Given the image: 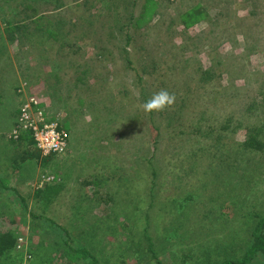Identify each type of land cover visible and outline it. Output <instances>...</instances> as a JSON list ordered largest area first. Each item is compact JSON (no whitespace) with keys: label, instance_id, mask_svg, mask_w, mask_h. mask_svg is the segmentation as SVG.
Returning a JSON list of instances; mask_svg holds the SVG:
<instances>
[{"label":"rangeland","instance_id":"obj_1","mask_svg":"<svg viewBox=\"0 0 264 264\" xmlns=\"http://www.w3.org/2000/svg\"><path fill=\"white\" fill-rule=\"evenodd\" d=\"M252 10L255 18L243 0H0V178L16 192L0 189V232L23 240L21 258L85 263L65 254L52 224L101 264L119 254L124 264H220L245 251L255 221L245 214L264 218V146L240 147L251 137L264 145V0ZM193 11L199 20L185 29L183 13ZM209 30L215 41L202 39ZM191 56L199 75L206 70L201 83L183 69ZM164 88L173 103L146 111L143 89L149 101ZM30 96L69 136L46 162L27 134L11 137ZM40 179L86 196L44 207L32 196Z\"/></svg>","mask_w":264,"mask_h":264},{"label":"trees","instance_id":"obj_2","mask_svg":"<svg viewBox=\"0 0 264 264\" xmlns=\"http://www.w3.org/2000/svg\"><path fill=\"white\" fill-rule=\"evenodd\" d=\"M243 1H244V9H247V13H248L249 17L255 18V17H253V16H255L254 15L255 13L252 12L253 11L252 7H254L255 4L260 3V0H243ZM19 6L23 8L22 14L24 15V18L27 19V21H28L30 16H28V14H25V13L28 12L27 9H28L29 6L25 5L23 2H21ZM260 7H261V5H260ZM96 9H97V6H96ZM201 10H203V9H200V11ZM190 11H192V10H190ZM190 11H188V12H190ZM188 12L183 13V16H186V17L181 22L184 25L185 29L193 27L199 20V16H197V11H193V13L186 14ZM121 15H122L121 13H119V14L114 13L115 18L117 19L116 21L119 22L120 19L124 18V17L120 18ZM213 20L214 19H210L207 23L212 22ZM203 27L205 28L206 26H203ZM14 28H15L14 30L16 31L15 32L16 34H19L22 31V27L20 25H15ZM219 28H220L221 31L224 29V28H221V27H219ZM207 35L210 36V37L209 38L203 37L202 39L203 40H210V38H211V41H215L216 40L215 38L217 37V35L215 33H212L210 30L207 33ZM10 39H13V37H11ZM179 52H180V54L182 53L181 51H179ZM179 57H180V59H182V57H184V56L179 55V56H176L175 58H172V59H173V61L176 62ZM223 59H225V58H223ZM195 61L197 63L200 62V61H198L196 59V57L191 56V58H188L187 62L183 66V69L185 70L186 68H188V71H190V73L187 74L188 79L197 80V81H199V83H201L200 81H203V79H204V78L202 79L201 77H203L205 75L206 70L204 71L203 74L199 75V70L200 69H198V66H197V68H194L195 64H196ZM163 62H166V61L164 60ZM177 62L180 63L179 61H177ZM207 75H208V73H207ZM140 85H143V84H140ZM162 87H164V85ZM163 91H166V89L164 88ZM188 91H190V90L186 88V92H188ZM168 93L172 95L170 90H169ZM176 95H177V92H176ZM146 97H147V95L145 94L144 89H143V92H141V94H140V98L144 99L143 100L144 104L146 102H148ZM40 107L42 108L43 106L41 105ZM19 110H17V113H19ZM17 116H18V114H17ZM162 117L163 116H161V115L157 116L156 120H157L158 124L161 123V118ZM115 119H116V116L112 117L110 120H115ZM127 119L131 120V119H134V118H127ZM131 124H132V121H131ZM17 125H18V123L15 122L14 123V129H16L18 127ZM157 130H158V127H157ZM27 136H29L28 139L26 138L28 140L29 145H33V147H34L33 139L31 138L30 135L27 134ZM20 140H21V138H19V142H20ZM263 146L264 145L261 142H259L258 140H256L253 137H251L248 140L244 141L240 145V147H242L244 149H247V150H251L253 152H261L263 150ZM34 149H35V147H34ZM37 153H39V152L37 151ZM28 155L29 154L20 155L21 160L20 161H16L15 160L11 164L10 169L13 170V171L17 170V168L19 166V163L20 162H25L28 159L27 158ZM50 156L51 155L44 156V157H46V158H44V162H46L47 159L50 158ZM37 182L38 183L41 182V185H40L41 187L37 188L33 192V195H32L33 198L35 200H38L41 203V205H43L44 207H48V206L52 205L54 203V200L58 196V194L63 190L62 182L59 181L58 183H54V184H51V185L48 182H44V180H41V179L38 180ZM0 189L2 191H8V192L9 191H12V192L14 191V190H11L10 188H8V180L5 179V178H0ZM20 200L23 201V203H24L23 206L25 208V211L27 212V209H28L27 204L24 202V200L22 198H20ZM191 201H193L192 197L188 196V197L184 198L183 200H181L180 202H176L178 204L177 207L180 208V209H183V207L184 206H188L191 203ZM41 209L43 210V208H41ZM31 217L32 218H38V219L46 221L45 218H42L41 216H36V215H34L32 213H31ZM245 217L248 218V219L251 218L252 220H255V221H253L254 224L251 226L252 228H250V229H252L251 230V235H250L251 239H250L249 242L246 243L245 251L242 254H240V256L238 258H236L234 260L227 259V260L221 262L220 264H254L255 261L259 257L264 259V218H260L258 216V214H251V216H250V214H245ZM51 226H52V228H55L56 230H60L61 231V232L59 231L60 232L59 238H61V240H62V244H63V248H64V251H65V254H67L66 251H68V252L71 251L77 259L84 260L85 261L84 264H101V263L98 262L99 260L94 255H92L89 252V249L87 248V246L72 250L70 248V244H69L70 240H69V238H67V235L69 236L68 232L66 234L65 230H61L58 226H55L53 224ZM149 240L150 239L146 240V243H147L146 251H148V253H150V255L152 256V259H154L155 258V254H154V251H152V243H150ZM15 250H17V238H16L14 232H12L11 230L5 231V232H0V262H1V260H6L7 259V261H11L12 264L21 263L23 261L24 256L26 254H24L23 258H21V256L18 253H16ZM101 250H99V252H103V248H101ZM139 250H141V244L139 242L137 244H134L132 242V247L130 249L132 254L133 253H134V255L138 254ZM31 255L32 254H29V256H31ZM71 259L75 260V261L77 260L74 257L71 258ZM116 259L119 260L118 262L116 261V264H124L123 260H122L123 257L121 256V254H119L118 258L116 257ZM49 261H50V259H49ZM101 261H103L104 263H110L105 258H102ZM206 262H208V261H206ZM29 263L33 264L32 257H31V260H30ZM45 264H47V262H45ZM157 264H160V262L158 261Z\"/></svg>","mask_w":264,"mask_h":264},{"label":"built area","instance_id":"obj_3","mask_svg":"<svg viewBox=\"0 0 264 264\" xmlns=\"http://www.w3.org/2000/svg\"><path fill=\"white\" fill-rule=\"evenodd\" d=\"M41 102L38 98L30 96L19 108L17 119L18 127L13 129L11 137L15 140L21 134H28L34 141V147L42 156L61 155L68 146L69 136L66 131L59 128L56 123L46 120ZM17 250L22 248V239H18ZM31 256H24L19 264H30Z\"/></svg>","mask_w":264,"mask_h":264},{"label":"clouds","instance_id":"obj_4","mask_svg":"<svg viewBox=\"0 0 264 264\" xmlns=\"http://www.w3.org/2000/svg\"><path fill=\"white\" fill-rule=\"evenodd\" d=\"M175 97L169 94L167 91H161L156 94L151 100L144 104L146 111L162 110L163 108L171 105Z\"/></svg>","mask_w":264,"mask_h":264},{"label":"crops","instance_id":"obj_5","mask_svg":"<svg viewBox=\"0 0 264 264\" xmlns=\"http://www.w3.org/2000/svg\"><path fill=\"white\" fill-rule=\"evenodd\" d=\"M22 178L20 177V181H22L21 180ZM25 180V179H24ZM8 188H10L9 186H8ZM10 189H12V188H10ZM66 195H69V196H80V195H85L86 196V194H82V193H78L77 192V194H71V191H69V190H67V188H66V186H63V190L58 194V196L56 197V199L54 200V202L56 201V200H58L59 198H61V197H65ZM100 197H101V194H100V196L98 195V203L100 204V206L102 207V204H106V202L108 201V199L106 200V201H103L102 202V200H100ZM104 197H108L107 195L106 196H104ZM58 198V199H57ZM93 221H95L94 219H92ZM96 222V221H95ZM101 228H104V229H107V228H109V226L108 225H105V226H103V225H98V224H93V225H91L90 227H88V229H91V231L92 230H99V229H101ZM89 235H93V238H94V240L95 239H99L98 238V236H95L94 234H92V233H90L89 234V232H87V236H89ZM101 239H103L102 237H100V240ZM99 240V241H100ZM98 241V242H99ZM103 242V241H102Z\"/></svg>","mask_w":264,"mask_h":264}]
</instances>
